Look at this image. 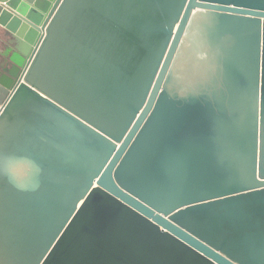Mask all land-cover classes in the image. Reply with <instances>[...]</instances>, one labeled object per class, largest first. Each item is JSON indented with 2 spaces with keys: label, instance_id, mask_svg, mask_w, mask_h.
<instances>
[{
  "label": "water",
  "instance_id": "water-1",
  "mask_svg": "<svg viewBox=\"0 0 264 264\" xmlns=\"http://www.w3.org/2000/svg\"><path fill=\"white\" fill-rule=\"evenodd\" d=\"M0 264H264V0H0Z\"/></svg>",
  "mask_w": 264,
  "mask_h": 264
},
{
  "label": "flooded vegetation",
  "instance_id": "flooded-vegetation-1",
  "mask_svg": "<svg viewBox=\"0 0 264 264\" xmlns=\"http://www.w3.org/2000/svg\"><path fill=\"white\" fill-rule=\"evenodd\" d=\"M6 45L4 39L0 36V75L3 72V68L6 67L7 57L3 56L5 53Z\"/></svg>",
  "mask_w": 264,
  "mask_h": 264
},
{
  "label": "snow or ice",
  "instance_id": "snow-or-ice-1",
  "mask_svg": "<svg viewBox=\"0 0 264 264\" xmlns=\"http://www.w3.org/2000/svg\"><path fill=\"white\" fill-rule=\"evenodd\" d=\"M261 184H264V180H261Z\"/></svg>",
  "mask_w": 264,
  "mask_h": 264
}]
</instances>
